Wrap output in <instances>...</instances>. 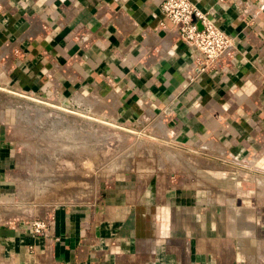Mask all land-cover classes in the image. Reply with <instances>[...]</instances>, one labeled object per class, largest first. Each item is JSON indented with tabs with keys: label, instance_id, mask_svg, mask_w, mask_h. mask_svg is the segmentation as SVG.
Returning a JSON list of instances; mask_svg holds the SVG:
<instances>
[{
	"label": "crops",
	"instance_id": "obj_1",
	"mask_svg": "<svg viewBox=\"0 0 264 264\" xmlns=\"http://www.w3.org/2000/svg\"><path fill=\"white\" fill-rule=\"evenodd\" d=\"M162 2L0 0V264H264V0H191L233 43L204 72ZM19 94L147 123L157 161L35 214Z\"/></svg>",
	"mask_w": 264,
	"mask_h": 264
},
{
	"label": "rangeland",
	"instance_id": "obj_2",
	"mask_svg": "<svg viewBox=\"0 0 264 264\" xmlns=\"http://www.w3.org/2000/svg\"><path fill=\"white\" fill-rule=\"evenodd\" d=\"M33 98V99H32ZM18 98L19 201L35 214L83 202L117 177L157 161L149 124L113 126L47 100Z\"/></svg>",
	"mask_w": 264,
	"mask_h": 264
},
{
	"label": "built area",
	"instance_id": "obj_3",
	"mask_svg": "<svg viewBox=\"0 0 264 264\" xmlns=\"http://www.w3.org/2000/svg\"><path fill=\"white\" fill-rule=\"evenodd\" d=\"M161 12L169 24L176 28L180 39L200 54L201 61L197 67L199 72L218 68L232 56V38L191 0H163ZM19 97L31 98L24 94H19ZM45 227L44 220L33 222L36 234L42 233Z\"/></svg>",
	"mask_w": 264,
	"mask_h": 264
}]
</instances>
